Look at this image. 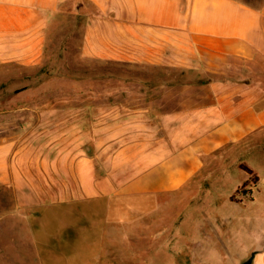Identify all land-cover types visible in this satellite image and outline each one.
<instances>
[{
    "label": "crops",
    "instance_id": "obj_1",
    "mask_svg": "<svg viewBox=\"0 0 264 264\" xmlns=\"http://www.w3.org/2000/svg\"><path fill=\"white\" fill-rule=\"evenodd\" d=\"M63 17L80 18L79 63L124 66L129 76L115 79L132 87L109 89L102 70L97 91L85 84L55 105L20 109L35 116L15 119L18 129L0 136V224L21 236L24 252L28 244L55 252L54 237L79 222L109 224L118 200L163 197L167 212L179 205V224L166 233L176 226L183 236L174 262L165 264H243L251 257L264 264L261 190L247 200L239 195L242 179L228 190L231 171L224 168L264 139V104L231 81L264 54V2L0 0V67L19 64L24 80L41 79L50 34L77 26L63 28ZM74 75L90 79L86 70ZM92 206L107 216L83 219L80 210ZM29 208L38 210L34 218ZM135 217L133 235L145 244L151 223ZM150 253L131 252L126 262L149 264L141 257Z\"/></svg>",
    "mask_w": 264,
    "mask_h": 264
},
{
    "label": "rangeland",
    "instance_id": "obj_2",
    "mask_svg": "<svg viewBox=\"0 0 264 264\" xmlns=\"http://www.w3.org/2000/svg\"><path fill=\"white\" fill-rule=\"evenodd\" d=\"M242 1L254 7H260L264 2V0ZM61 19L64 20L62 21L63 28L64 26L67 28L68 25L72 27L77 26L72 29V33L66 30L50 34L49 42L52 43H49L51 47L48 48L46 54V65L44 73L42 76L40 75L41 79L34 81L24 80L23 78L27 73L21 72L24 68L19 64L0 67V126H3L0 130L3 131L7 128L9 131L11 126L17 128L15 123L18 120L16 121L15 119L21 118L23 120L22 118L25 116H35L28 111H26L27 113L20 112V109L23 107L31 106L35 108L43 105H55L58 99H67V92L85 89V84L89 85L91 83L90 88H93L95 91L99 90L101 86L96 78L98 76L96 74H99L102 70H107L111 78L107 82L109 89L123 87L125 83L132 87V82H129L130 80L122 82L115 79L117 75L123 78L129 76L131 70L124 66L109 65L103 68V66L99 65L87 66L79 63L80 43L83 33L79 26L81 24L78 21L80 18L63 17ZM57 43L62 46L61 49L55 48V44L57 45ZM84 70L90 72V76H87L90 77L87 80L88 82L84 81L85 78L82 75H74V73H82ZM233 80L234 83L246 84L250 87L251 97H259L260 101L264 104V54L259 57L257 63L251 69H247L243 75ZM257 82H261V84H257ZM33 131L36 134H40L50 131V129L36 128ZM7 133V131H3L0 133V136L5 137ZM240 153L242 154L243 152L241 151ZM242 164L249 166L253 170L255 177L257 176V179L249 177L241 169ZM224 168L231 171V175L225 177L226 180L229 179L231 181L227 183L228 190L235 186V184H238L241 179L242 188L239 189V195L245 196L247 200L253 196L251 193L252 189L258 188L261 190L259 202H261L262 206L260 210L264 213V139L259 144L251 146V150L246 152L245 159L229 160L225 163ZM244 174L245 177L242 178ZM218 179L217 177L212 178V180ZM137 201L144 202L140 204V208L135 209L132 207V202ZM137 201H133L132 199L118 200L117 202L123 203V205L120 204L121 206L118 205L117 209L111 210L108 216L111 220L109 224L92 228L91 221L90 227L79 222V229L76 231L63 232L59 240H57L58 237H54L55 252H34L32 244H28V252H24L25 246L21 245V236L19 237L14 232H9L8 224L6 226L2 223L0 224V264H119L116 260H120L121 257L125 260L124 264H128L126 261L132 257L130 255L131 252H151L149 255L141 257V260L142 258L149 257V264H165V261L167 263L174 262L175 253H178L179 245L183 243V236L178 234L176 226H173L172 230L168 233H166V230L172 222L179 224V220L177 219L179 205H172L167 212V208L162 204L166 201L163 197L138 199ZM99 209H95L93 206L91 209H81L80 211L84 217L82 218L102 217L104 219L107 216L106 212L103 210L101 212ZM45 210H43L45 212L44 215L47 211L49 213L52 212V210ZM4 211L1 210V213L4 214ZM62 211V209H57L56 213L61 215ZM37 212L38 210L29 208L27 215L34 218ZM165 213L171 214V217L168 215L164 221L163 216ZM134 216H137L135 218H139L141 222L144 221L146 225L151 223V234L150 237L147 236L149 238L145 241V244H143L142 240H135L136 235H133L134 230H132L133 224L131 223V219ZM64 217L68 218L72 216L69 213H65ZM73 217L77 218L79 216ZM175 217L177 221H175ZM116 218L122 222L121 224L119 223L120 225L115 224ZM87 221L86 225H89ZM15 227L13 226L12 229ZM32 227L36 228L34 225ZM61 227L55 225L56 230L54 232H57ZM99 227H103L105 230L102 231ZM88 228H90V231H86ZM31 232L35 233V231ZM101 236H104L102 241L99 240ZM87 237L89 239L84 240Z\"/></svg>",
    "mask_w": 264,
    "mask_h": 264
},
{
    "label": "trees",
    "instance_id": "obj_3",
    "mask_svg": "<svg viewBox=\"0 0 264 264\" xmlns=\"http://www.w3.org/2000/svg\"><path fill=\"white\" fill-rule=\"evenodd\" d=\"M231 81L234 82L233 79H232ZM249 83H250V82H249ZM258 83L261 84V82H257V84H258ZM241 169H242L245 173H247V175H248L249 177H254V179H257V176L255 177V174H254L253 170H252L249 166H247L246 164H242V165H241Z\"/></svg>",
    "mask_w": 264,
    "mask_h": 264
},
{
    "label": "water",
    "instance_id": "obj_4",
    "mask_svg": "<svg viewBox=\"0 0 264 264\" xmlns=\"http://www.w3.org/2000/svg\"><path fill=\"white\" fill-rule=\"evenodd\" d=\"M253 261V257L249 258L246 262H244L243 264H251Z\"/></svg>",
    "mask_w": 264,
    "mask_h": 264
}]
</instances>
